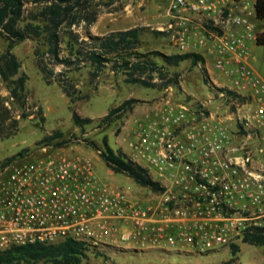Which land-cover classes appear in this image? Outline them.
<instances>
[{
  "label": "built area",
  "instance_id": "built-area-1",
  "mask_svg": "<svg viewBox=\"0 0 264 264\" xmlns=\"http://www.w3.org/2000/svg\"><path fill=\"white\" fill-rule=\"evenodd\" d=\"M256 1H169L163 31L179 53L210 61L226 84L214 110L215 92L209 102L168 94L122 128L119 149L158 190L143 198L111 185L80 155L0 164V253L67 238L87 249L204 253L264 228V78L249 63Z\"/></svg>",
  "mask_w": 264,
  "mask_h": 264
},
{
  "label": "rangeland",
  "instance_id": "rangeland-1",
  "mask_svg": "<svg viewBox=\"0 0 264 264\" xmlns=\"http://www.w3.org/2000/svg\"><path fill=\"white\" fill-rule=\"evenodd\" d=\"M170 0H118L110 6H104L96 22L90 25L92 33H108L112 30H122L133 26H148L150 30L142 34L141 51L161 50L165 53H177L178 49L168 35L157 36L153 29H164L167 17V7ZM28 7H31L29 5ZM79 31L85 34L81 26ZM39 41L26 39L18 43L13 52L22 63L21 73L28 75L27 104L20 107L17 103L6 101L9 112H3L6 119L0 125V162L18 153L24 148L30 150L25 155L35 158L44 155L55 156H85L89 158L106 182L127 189L130 193L148 198L151 188L136 183L125 173H117L108 166L99 151L91 145V141L103 147V138L108 137L112 147L119 149V136L124 126H132L133 117L140 115L153 104L159 103L168 94L176 99L198 98L210 101V95L216 94V99L210 107L221 102L218 90L226 84L218 77V72L210 61H201L194 65L191 60H185L177 66L167 65L171 74L180 75V85L170 90H160L126 80L124 73L115 74L108 66L96 79L92 77V68L67 70L62 65L55 66L56 72L66 70V75L75 85L76 100L71 104L70 98L59 80H45L41 72L35 48ZM8 45L6 38L0 37V54ZM254 53L255 65L260 66L264 58V46ZM209 68L211 73H209ZM10 96V84L0 77V101ZM128 98H138L133 109L114 121L111 125L102 122L108 111L120 105ZM135 108V109H134ZM235 109V108H233ZM232 109V110H233ZM4 111V108H1ZM76 110L81 117H90L93 122L84 127L78 126L72 111ZM23 113L28 116L24 117ZM17 119V122H14ZM56 130L64 133L68 142L62 146L39 144L45 135ZM239 251L236 255L232 246H222L209 252H198L190 247L186 249H137L135 247L104 246L100 249H88L82 264H264V245L258 246L240 241L236 244ZM20 264H53L51 261L21 262Z\"/></svg>",
  "mask_w": 264,
  "mask_h": 264
},
{
  "label": "trees",
  "instance_id": "trees-1",
  "mask_svg": "<svg viewBox=\"0 0 264 264\" xmlns=\"http://www.w3.org/2000/svg\"><path fill=\"white\" fill-rule=\"evenodd\" d=\"M116 1L118 0H0V37L8 40L5 51L0 54V77L10 84V96L0 101V125L6 119L3 112H9L6 101L17 103L20 107L27 104L28 75L21 73L22 63L13 52L14 47L26 39L39 41L35 56L45 80L51 83L52 79L57 78L71 104L76 100V87L67 77L66 70L56 72L57 65H62L67 70L89 66L92 68L93 79L109 66L115 74L124 73L128 82L163 90L180 85V75L171 74L167 65L177 66L185 60H191L197 65L203 61V57L196 53L168 54L157 49L141 51L142 34L150 30L148 26H133L105 34L92 33L89 27L96 22L101 9ZM256 19L259 31L257 44L264 45V0L256 1ZM81 26L85 29V34L79 31ZM152 32L157 36L168 35L162 30L153 29ZM138 101V98H128L111 108L103 117V124L111 125L121 119ZM23 116L27 117L28 114L23 113ZM72 118L81 127L93 122L90 117H81L76 110L72 111ZM67 142L64 133L56 130L45 135L39 144L62 146ZM91 145L115 172L127 174L143 187L152 190L160 188L144 167L130 160L121 149L112 147L107 136L103 138V147L93 141ZM29 150L24 148L0 164L8 165L18 157H24ZM243 242L263 246L264 228L246 234ZM87 250L82 243L72 238L50 245H19L0 253V264L41 260L51 261L53 264H82ZM238 251L239 247L233 245V254L236 255Z\"/></svg>",
  "mask_w": 264,
  "mask_h": 264
},
{
  "label": "crops",
  "instance_id": "crops-1",
  "mask_svg": "<svg viewBox=\"0 0 264 264\" xmlns=\"http://www.w3.org/2000/svg\"><path fill=\"white\" fill-rule=\"evenodd\" d=\"M97 34V33H95ZM99 34H105V33H99ZM263 47L264 45H259L257 43L253 44L251 47V54H250V58H249V63L250 65L253 67V69L264 78V58L262 60V63L260 64V66H256L255 62L256 59L254 58V53L258 52V48L259 47ZM179 52V51H178ZM263 55H264V50H263ZM213 67V66H212ZM218 72V71H217ZM209 73H211V69L209 68ZM218 77H220V79L225 80L224 77H222L220 75V73L218 72ZM226 82V80H225ZM135 109V108H134ZM104 180V179H103ZM137 183V182H136Z\"/></svg>",
  "mask_w": 264,
  "mask_h": 264
}]
</instances>
